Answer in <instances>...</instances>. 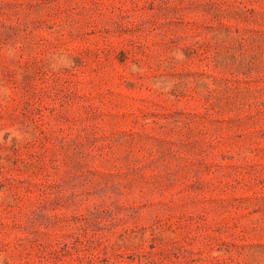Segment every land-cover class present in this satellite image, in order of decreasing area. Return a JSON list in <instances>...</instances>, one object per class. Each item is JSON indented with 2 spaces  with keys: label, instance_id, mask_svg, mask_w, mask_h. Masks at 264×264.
<instances>
[{
  "label": "rangeland",
  "instance_id": "obj_1",
  "mask_svg": "<svg viewBox=\"0 0 264 264\" xmlns=\"http://www.w3.org/2000/svg\"><path fill=\"white\" fill-rule=\"evenodd\" d=\"M0 264H264V0H0Z\"/></svg>",
  "mask_w": 264,
  "mask_h": 264
}]
</instances>
